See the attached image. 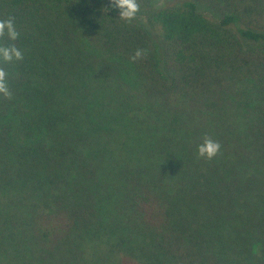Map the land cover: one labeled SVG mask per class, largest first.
Returning <instances> with one entry per match:
<instances>
[{
  "label": "trees",
  "instance_id": "1",
  "mask_svg": "<svg viewBox=\"0 0 264 264\" xmlns=\"http://www.w3.org/2000/svg\"><path fill=\"white\" fill-rule=\"evenodd\" d=\"M154 1L0 0V264H264V0Z\"/></svg>",
  "mask_w": 264,
  "mask_h": 264
},
{
  "label": "clouds",
  "instance_id": "2",
  "mask_svg": "<svg viewBox=\"0 0 264 264\" xmlns=\"http://www.w3.org/2000/svg\"><path fill=\"white\" fill-rule=\"evenodd\" d=\"M104 9L106 12L109 9L118 10L119 19L131 23L136 19L140 4L138 0H109L108 7ZM19 35L13 18L0 20V97L4 99H11L12 92L8 86V73L3 65L23 60V53L16 47L15 43H5L4 41L6 39L9 42H15ZM147 55L146 50L137 49L131 59L135 61L146 58ZM220 148L221 145L217 141L205 137L203 142L197 145L196 157L197 159L212 160L220 152Z\"/></svg>",
  "mask_w": 264,
  "mask_h": 264
},
{
  "label": "rangeland",
  "instance_id": "3",
  "mask_svg": "<svg viewBox=\"0 0 264 264\" xmlns=\"http://www.w3.org/2000/svg\"><path fill=\"white\" fill-rule=\"evenodd\" d=\"M176 1L177 0H156V1H154L152 6L160 7L163 4H173ZM199 10L202 11V13L205 14L208 19L213 20V18L216 16L214 12L205 8L202 5L200 6ZM144 14H142V15H144ZM253 16H260V17L255 18ZM136 17H137V19H140L142 21H144V19H145L144 16H141V17L136 16ZM250 17H253V19H251V21L255 22L256 20H262V17L264 18V15L263 14L259 15L255 12H252V13H250ZM255 23H258V22H255ZM260 25H264V22L262 23V21H261ZM136 134H137V130L129 129L127 132L120 134L112 143H111V141H106L105 144L108 146H111L112 150H113V155L118 157L120 155V153L122 152V150L125 148L136 149V143L135 142L137 140L134 138V135H136ZM130 157H131V160H133L136 158V155L133 154ZM132 163H134V162H132ZM103 173H105V172H103ZM114 185H116V182H114V180L109 179V177H103L101 183L97 184V186H96L97 190H95V192L97 191L96 194H99L101 191L103 192L104 187L113 188Z\"/></svg>",
  "mask_w": 264,
  "mask_h": 264
}]
</instances>
